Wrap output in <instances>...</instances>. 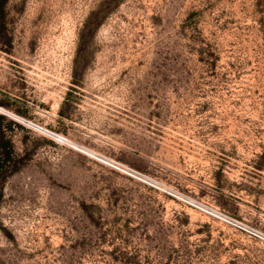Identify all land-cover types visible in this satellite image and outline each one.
Masks as SVG:
<instances>
[{
  "label": "rangeland",
  "instance_id": "rangeland-1",
  "mask_svg": "<svg viewBox=\"0 0 264 264\" xmlns=\"http://www.w3.org/2000/svg\"><path fill=\"white\" fill-rule=\"evenodd\" d=\"M103 1H5L0 264H264L153 187L264 234V0Z\"/></svg>",
  "mask_w": 264,
  "mask_h": 264
},
{
  "label": "built area",
  "instance_id": "built-area-1",
  "mask_svg": "<svg viewBox=\"0 0 264 264\" xmlns=\"http://www.w3.org/2000/svg\"><path fill=\"white\" fill-rule=\"evenodd\" d=\"M31 128L36 130V129H41L42 126H39L33 122H30ZM36 128V129H35ZM50 133L52 135H55L54 132ZM116 166H120L121 168L125 169V171L128 174H133L136 175L142 179H147L145 176L141 175L140 173L126 168L123 165H120L118 163L113 162ZM153 187L157 190L162 191L165 195H167L168 197H170L173 200H176L177 202L181 203L182 205H184L186 208L192 209L196 212H198L199 214L212 219L213 221H216L222 225H225L227 227H232L234 229H237L238 231H240L241 233H245L250 235L253 238L258 239L259 241H261L262 243H264V234L259 232L258 230L250 227L249 225H247L246 223H243L231 216H229L228 214L224 213L223 211H220L218 208L212 207L196 198H193L191 196H187L184 195L182 193H179L177 191H174L172 189H167L164 187H160V185H158L157 183L153 182Z\"/></svg>",
  "mask_w": 264,
  "mask_h": 264
},
{
  "label": "trees",
  "instance_id": "trees-1",
  "mask_svg": "<svg viewBox=\"0 0 264 264\" xmlns=\"http://www.w3.org/2000/svg\"><path fill=\"white\" fill-rule=\"evenodd\" d=\"M5 1L6 0H0V15L3 14V8H4V5H5ZM120 1L121 0H104L103 4L107 3L108 6H110V8H114L120 3ZM6 45H7V47L4 49V52L7 53V52H9V49H10V42L7 41ZM65 103H66V98L61 103V105L59 106V109H58V115L61 116V117H64L63 107H64ZM1 106L5 107V105H2V104H1ZM8 144H9L8 145L9 151L6 153V155H9L14 160H13V163L11 165H8L7 168H11L10 173H14L17 170V168H18L17 167V161L15 160L17 155L14 153L13 148H12V146H11L9 141H8ZM6 160H8V159L6 157H2V154L0 153V177H1V175L3 174V172L5 170L4 168H6V166H7L6 165Z\"/></svg>",
  "mask_w": 264,
  "mask_h": 264
}]
</instances>
